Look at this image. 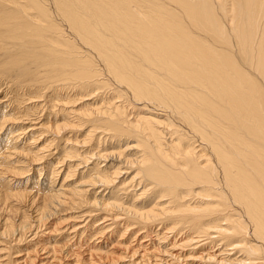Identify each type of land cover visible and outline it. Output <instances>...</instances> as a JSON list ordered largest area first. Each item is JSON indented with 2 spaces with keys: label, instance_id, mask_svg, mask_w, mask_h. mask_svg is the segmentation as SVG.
<instances>
[{
  "label": "bare ground",
  "instance_id": "6f19581e",
  "mask_svg": "<svg viewBox=\"0 0 264 264\" xmlns=\"http://www.w3.org/2000/svg\"><path fill=\"white\" fill-rule=\"evenodd\" d=\"M50 228L29 264H264V0H0V264Z\"/></svg>",
  "mask_w": 264,
  "mask_h": 264
},
{
  "label": "rangeland",
  "instance_id": "374dc122",
  "mask_svg": "<svg viewBox=\"0 0 264 264\" xmlns=\"http://www.w3.org/2000/svg\"><path fill=\"white\" fill-rule=\"evenodd\" d=\"M87 102H90L89 100H87ZM31 175H33L32 173L30 174V176ZM34 177L36 178L37 177V175H35L34 174ZM60 179H62V176H61V178ZM64 212V211H63ZM62 212V213H63ZM66 212H69V211H66ZM63 214H65V212L63 213ZM58 218L57 217H53L52 219H49V220H46V222H44V226H43V228L45 227H53V224H54V222H58L57 224H56V226H58L59 228L61 227V226H63V225H67L66 227H68L70 224H72V222H76V219L74 220V221H67L68 223H66V221H59V220H57ZM78 219H80L81 220V218H78ZM77 221H79V220H77ZM53 222V223H52ZM61 223V224H60ZM76 223H78V222H76ZM80 224H83V223H80ZM65 227V228H66ZM51 228L50 229H47V230H43V232H39L38 234L39 235H37L36 237H34L32 240H30L31 238H32V236H29L26 240H24V241H21L20 242V244H14L13 242H12V244H13V249H12V251L13 252H16V251H18V252H16V253H13L12 254V256H10L9 258L11 259V260H16V263L15 264H22V263H28L29 264V260L28 259H24V254L27 252V251H29V255H31V254H34L33 252H32V247H31V244H32V242H35V241H37V240H40V239H44V237L45 236H47V235H50L51 237H53V235H54V237L52 238L53 240L55 239V240H58V244H61V243H63V241L66 239V238H64V239H61V235H63V233L61 232H53L52 233V235L51 234H49V233H46L45 231H47L48 232V230H51ZM156 228H157V226H156ZM158 228L159 229H161V227L160 226H158ZM30 230H31V228H30ZM64 230V228L62 227V230L61 231H63ZM119 230V229H118ZM117 230V231H118ZM135 230V229H134ZM27 231H28V229H27ZM116 231V232H117ZM45 232V233H44ZM122 231H120L119 233H118V235L121 233ZM137 232V230H135L134 232H133V234H131L132 236L135 234ZM54 233H57V235L56 234H54ZM28 234V233H27ZM26 234V235H27ZM29 234H30V232H29ZM129 233H127L126 235H124V237H122V239H120L119 240V243H117V244H119V245H115V247H114V253H115V255H113L115 258H114V260H110L109 258L108 259H102V257L100 256V257H98V256H96V257H94L93 258V260H92V262L91 263H89V262H87V261H84V260H82L83 258H80V262L78 263V264H130L129 262H130V257H129V255H127V253H128V250L125 248V243H126V245L127 244H129L130 243V241L132 240L131 238V240L130 239H127L128 237H129ZM56 236V237H55ZM131 236V237H132ZM118 237V236H117ZM117 237H115V239H112V238H114V237H112V238H110L108 241L106 240V241H104V244L102 245V246H105V245H108L107 247H105L104 249H109L110 247H111V245H112V243L111 244H108L109 242H112V240H114L113 241V243L114 242H116L117 240H118V238ZM177 238H178V236H177ZM29 239V240H28ZM141 239V238H140ZM140 239H136V241L137 240H140ZM128 240V241H127ZM147 241H145V243L144 244H147L148 243V245H147V247H148V249H149V247H150V249H152V243L153 244H157L156 243V241H153V238L152 239H146ZM30 241V242H29ZM50 241H51V239H50ZM62 241V242H61ZM136 241L134 240L130 245L131 246H136V245H134V244H136ZM152 241V242H151ZM170 241V238H169V240L167 241V242H169ZM123 242V243H122ZM151 242V243H150ZM167 242L165 243V242H160V245H165V244H167ZM121 243V244H120ZM100 244V243H99ZM151 244V245H150ZM72 245V244H71ZM67 245V246H70V248H74V246L72 245ZM84 247H86L85 245H84ZM120 247V248H119ZM126 249V251H125V249ZM58 248H59V250H61V253L63 252V250H65V249H63V247H56V249L58 250ZM61 248V249H60ZM87 248V247H86ZM179 248V247H178ZM174 249V251H172L173 253H177V252H179L181 255H180V261H178L179 262V264H189V263H191L192 264V262H193V264H195V263H197V262H199L200 260L198 259V260H191L188 256H189V254L191 253V254H193V253H195V256H197L198 255V252L200 251V250H197V249H195V248H193V246H186V247H182V248H179V249ZM187 248V249H186ZM191 248H193V249H191ZM18 249V250H17ZM48 249V248H47ZM122 249V250H121ZM190 249H191V251H190ZM16 250V251H15ZM112 250H113V248H112ZM193 250V251H192ZM85 251V250H84ZM125 251V253H124V255H123V252ZM190 251V252H189ZM2 251H0V254H3V253H1ZM3 252H6L5 250H3ZM121 252V253H120ZM184 253V254H183ZM50 254L51 253H49V252H43L42 254H40V253H38V255H39V257H38V259L34 262V264L36 263V264H45V261L48 259V261L49 262H51L52 264H57L58 262H60L59 264H74V262H73V257L72 256H70V255H67V256H63L62 258H61V254L60 255H58L57 253H55L56 255V257H55V259H52V258H48L49 256H50ZM117 254H118V256H117ZM119 254H122V255H119ZM186 254L188 255L187 257L188 258H186ZM197 254V255H196ZM49 255V256H48ZM63 255H64V253H63ZM158 255H161L160 253H158ZM183 255H185V256H183ZM85 256V255H84ZM117 256V257H116ZM122 256H124V257H122ZM183 256V257H182ZM109 257H112V255H109ZM133 256H131V260H133V258L135 259V260H137L138 258H137V256H134L133 258H132ZM161 257L163 258V257H165V256H163V255H161ZM181 257H182V260H181ZM184 257H185V259H184ZM45 258V259H44ZM101 258V259H100ZM121 258V259H120ZM59 259H62V260H59ZM124 259V260H123ZM40 260V261H39ZM54 260V261H53ZM95 260V261H94ZM139 260V259H138ZM128 261V262H127ZM127 262V263H126ZM174 264H178L177 262H175ZM202 264V263H201Z\"/></svg>",
  "mask_w": 264,
  "mask_h": 264
}]
</instances>
